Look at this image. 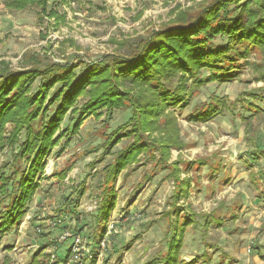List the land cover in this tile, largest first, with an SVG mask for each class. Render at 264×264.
I'll return each instance as SVG.
<instances>
[{
	"label": "rangeland",
	"instance_id": "374dc122",
	"mask_svg": "<svg viewBox=\"0 0 264 264\" xmlns=\"http://www.w3.org/2000/svg\"><path fill=\"white\" fill-rule=\"evenodd\" d=\"M210 1L48 0L47 9L56 13L50 18L39 8L13 10L8 8V0H0V69L17 72L50 63L74 64L78 74L85 64L128 54L139 38L165 27L178 13L192 15ZM243 57L231 63L230 82L213 81L194 88L186 108L173 111L159 101L153 102L157 104L156 112L150 115L153 132L144 131L143 135H164L163 130L172 125L166 119L171 117L184 147L170 148L163 166L158 161L159 151L150 154L140 148L134 160L124 164L110 181L106 178L107 168L116 162L117 154L133 145L141 146L143 141L138 142L139 133L126 124L131 116L128 108L86 114L72 131L77 117L73 109L88 101L90 91L100 89L90 85L65 112L60 128L52 136L54 144L42 160L40 174L32 181L35 191L20 224L0 236V264H53L68 247L66 264H82L84 257L92 253L95 264H148L165 252L168 225H181L183 215L198 225L184 228L178 259L188 261L206 250L212 256L211 264L219 262L221 256L227 259L224 264L228 258H232L230 264H264L257 254L264 255V197H260L252 179L261 182L264 160L254 168L244 164V154L251 146L245 140V125L239 117L250 116L248 137L263 150L264 82L257 81L254 65L264 62V53L260 57L252 51ZM210 73L218 72L204 69L199 76ZM37 85L35 82L32 90ZM127 88L138 105L145 106L152 99L147 86L126 85ZM247 93H254V98ZM212 98L221 99L229 109L223 108L222 114L206 122L190 121V115ZM246 98L256 111L243 109L236 102ZM8 116L0 132L3 176L10 175L12 170L7 165L17 152L16 147L9 146V140L13 137L23 141L25 136L23 129L18 131L23 125L19 122L22 113L12 111ZM115 130L114 143L109 150H105L107 146L103 150L101 144ZM197 159L204 161L200 168L187 165ZM25 166V162L21 163V167ZM187 179L190 191L172 204L175 185ZM258 189L263 190L264 184ZM67 198L75 208L66 204ZM108 201L112 208L102 225L104 234L92 252V236L101 233L95 216ZM172 207L180 211L178 222L177 217H170ZM212 212L223 220V225H211L202 232L203 215Z\"/></svg>",
	"mask_w": 264,
	"mask_h": 264
},
{
	"label": "trees",
	"instance_id": "16d2710c",
	"mask_svg": "<svg viewBox=\"0 0 264 264\" xmlns=\"http://www.w3.org/2000/svg\"><path fill=\"white\" fill-rule=\"evenodd\" d=\"M47 3L48 0H8L7 5L8 8L19 11L31 7L39 8L47 17L54 18L56 13L47 9ZM250 4H253V7H249ZM252 51L260 57L264 53V0H211L192 15L178 13L176 18L165 27L139 38L128 54L111 55L104 59L108 60L107 62L85 64L78 74L75 73L77 65L74 64L50 63L44 67L17 72H11L6 68L0 69V132L8 115L12 111H20L23 119L19 122L23 125L20 124L18 131L23 129L25 135L23 141H16L13 137L9 140V146L16 147L17 152L11 164L7 165L12 170L10 175H0V236L20 224L35 191L32 181L40 174L43 167L42 160L54 144L51 140L52 136L60 128L65 112L74 106L76 99L81 97L90 85L100 89L95 92L90 91L88 101L81 108L73 109V115L77 114V117L72 131L77 128L86 114L102 109L115 111L128 108L131 116L126 124L132 125L131 130L139 133L136 140L143 141V145L137 147L133 145L117 154L116 162L107 168L106 178L110 181L124 164H130L134 160L140 148H145L150 154L153 150L159 151L161 158H158V161L163 166L165 162L163 159L170 148L184 147L175 127L176 122L171 117L166 119L172 125L168 130H163L164 135L159 138L143 135L144 131L153 132L151 128L153 117L150 115L156 112L157 108L155 107L157 104L154 105L153 102L159 101L173 111L186 108L194 88L213 81L219 84L230 82L233 78V75L228 73L232 69L231 63L235 62L236 58H244L243 56ZM254 68L258 75L257 81L264 82V62L262 63L261 60L255 63ZM204 69L215 70L218 73L200 77L199 74ZM35 82H38V85L32 90ZM126 85L147 86L153 93L152 99L145 106L138 105L132 100L133 96L130 90L126 89ZM246 95L254 98V93ZM261 99L264 101V95ZM236 102L243 109L256 111L247 98L238 99ZM53 106L55 108L50 114ZM223 108L229 109L221 99L212 98L197 113L190 115L189 120L206 122L222 114ZM156 117L157 115L154 118ZM239 117L245 125V140L251 146V150L244 154V164L248 168L259 167V162L264 160V149L261 150L259 145L248 137L251 133L250 116L239 114ZM115 131L108 141L101 144L103 150L105 146L108 147L105 150H109L114 143L112 140L116 137L117 131ZM22 161L25 162L27 170L21 167ZM194 162L187 165L196 164L198 168L204 165V161L199 159ZM260 178L261 182L256 178L252 179H255L253 181L255 188L263 198L264 189L259 190L258 187L264 184V176ZM175 186L172 204H177L190 191L188 179L180 181ZM69 200L67 198L66 204L75 208L74 203H68ZM105 201L107 202V197ZM110 202L108 201V205H101L95 216V222L97 227L101 228V233L92 236L94 245L92 252L99 247L104 234L102 225L106 223L109 210L112 208V206L108 207ZM73 208L71 207L73 210L70 211L71 213L75 211ZM172 208L173 215L170 217H177L175 222H178L180 208L179 206L177 210ZM168 214L166 216L169 218ZM180 218L183 220L181 225L177 226L176 223L168 225L165 252L148 264L212 263V256L206 250L188 261L178 259L184 228L197 224L188 215ZM203 219L202 232L211 225H223V220L213 212L203 215ZM69 254L70 247L62 258L57 259L53 264H66ZM92 254L84 257L82 264H95L96 259ZM257 254L261 260H264L263 254ZM225 260L226 257L221 256L220 261L215 264H224ZM229 261H232V258H228L227 264H230Z\"/></svg>",
	"mask_w": 264,
	"mask_h": 264
}]
</instances>
